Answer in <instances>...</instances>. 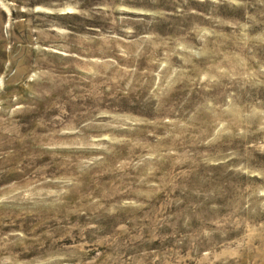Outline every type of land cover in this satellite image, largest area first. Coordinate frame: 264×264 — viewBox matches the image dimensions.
I'll list each match as a JSON object with an SVG mask.
<instances>
[{
    "label": "rangeland",
    "instance_id": "374dc122",
    "mask_svg": "<svg viewBox=\"0 0 264 264\" xmlns=\"http://www.w3.org/2000/svg\"><path fill=\"white\" fill-rule=\"evenodd\" d=\"M0 264H264V0H0Z\"/></svg>",
    "mask_w": 264,
    "mask_h": 264
}]
</instances>
